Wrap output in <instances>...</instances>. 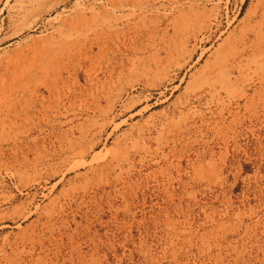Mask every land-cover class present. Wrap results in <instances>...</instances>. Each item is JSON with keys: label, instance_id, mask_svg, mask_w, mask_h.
I'll return each instance as SVG.
<instances>
[{"label": "rangeland", "instance_id": "rangeland-1", "mask_svg": "<svg viewBox=\"0 0 264 264\" xmlns=\"http://www.w3.org/2000/svg\"><path fill=\"white\" fill-rule=\"evenodd\" d=\"M0 173V264H264V0H0Z\"/></svg>", "mask_w": 264, "mask_h": 264}, {"label": "bare ground", "instance_id": "bare-ground-1", "mask_svg": "<svg viewBox=\"0 0 264 264\" xmlns=\"http://www.w3.org/2000/svg\"><path fill=\"white\" fill-rule=\"evenodd\" d=\"M24 191V188L21 186H12L11 183L8 181V177L6 175H3L0 173V207H4L5 210H2L1 212H4L8 209H14L17 210L21 207H24V204L18 205L19 200V194ZM30 217V214H25L24 216L20 217L18 219L26 220ZM6 219H0V223H6Z\"/></svg>", "mask_w": 264, "mask_h": 264}]
</instances>
